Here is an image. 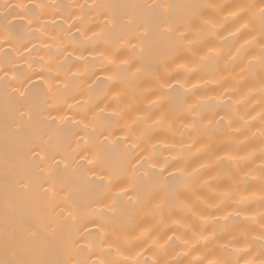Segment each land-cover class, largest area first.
Listing matches in <instances>:
<instances>
[{
    "label": "bare ground",
    "instance_id": "bare-ground-1",
    "mask_svg": "<svg viewBox=\"0 0 264 264\" xmlns=\"http://www.w3.org/2000/svg\"><path fill=\"white\" fill-rule=\"evenodd\" d=\"M260 3L0 0V68L13 67L8 77L0 71L2 264L120 262L125 257L136 259L142 249L140 260L155 259L163 264H195L197 259L203 264H261L264 35L258 19ZM191 4L215 7L193 10L187 7ZM193 12L211 21L213 27L207 32L200 21L195 23L203 32L202 41L220 52L218 57L191 63V54L178 47L177 29L187 27ZM68 25L73 27L69 30ZM25 45L32 49L31 55ZM133 45L137 46L135 52ZM21 51L23 57L18 55ZM178 56L184 57L180 63L195 70L182 73L179 84L171 82L176 88L174 104L154 107L153 94L170 91L160 90L154 78L163 73L170 58ZM110 61L120 68L118 78L111 80L109 76L117 68ZM132 64L141 71L131 68ZM174 69L175 65L169 71ZM41 71L52 84L50 93L31 87L43 84L34 75ZM17 88L28 91L20 96ZM186 90H190L187 97ZM185 99L201 106L197 112L212 120L210 129L186 127L192 116L185 111ZM165 111L171 120L157 127L151 117L159 118ZM21 113L31 119H22ZM85 113L89 120H96L97 131L91 137L76 123ZM216 113L225 115V122L231 121L227 128L217 124ZM58 116L64 119L53 122L52 117ZM80 137L91 140L87 149L77 148ZM43 141L50 145L49 154L64 159L68 168L57 170L45 164L41 173L34 166L30 152L39 151ZM82 151L98 154L103 168L86 165ZM142 151L159 163L151 170L145 164L136 173L142 179L133 180L128 162ZM233 157L248 159L237 164ZM165 158L171 172L187 181V198L180 199L190 204V210L179 205L163 213L153 210V173L160 170ZM109 173L125 177L114 181L120 187L100 182ZM190 173L195 175L189 178ZM77 208L83 211L71 223L67 211ZM98 224L110 227L128 245L122 244L116 253L109 246L115 237L108 231L100 233Z\"/></svg>",
    "mask_w": 264,
    "mask_h": 264
},
{
    "label": "snow or ice",
    "instance_id": "snow-or-ice-1",
    "mask_svg": "<svg viewBox=\"0 0 264 264\" xmlns=\"http://www.w3.org/2000/svg\"><path fill=\"white\" fill-rule=\"evenodd\" d=\"M16 8H20V5H16ZM48 7H51V5H49ZM81 7H85L84 5H81ZM187 7L196 10V9H205V8H213L215 7L214 5H200V4H191L188 5ZM250 8H256V5H250ZM259 7V22H260V28H261V33L262 35H264V0H261ZM196 21H200L203 25V29L204 32L209 31L213 26L211 25V21L210 20H203L202 18V14L198 13V12H193V15L189 18L188 21V25L185 29L181 30V29H177V36L175 37V40L177 42L178 47H182L185 49V51L189 54H191L192 60L191 63H195L197 59L199 60H206L210 57H218L220 55V52L213 47L210 44H206L202 41L201 37L203 35V32L199 31V25L196 24ZM73 27V25H68L69 30ZM77 31H79V29H77ZM169 31H172V29H169ZM24 49L28 52L29 55L32 54V49L31 48H27V46H23ZM34 47V46H33ZM136 45H133V50L135 52L136 49ZM141 52H143V49H140ZM18 55L20 57L24 56V51H21L18 53ZM101 55H103V53H101ZM117 59H120L124 65H127L128 61L123 57V56H119L117 57ZM184 59L183 56H178V57H173L170 58V61L166 64H164L163 68L164 71L161 75L156 76L154 79L156 80V82L159 85V89L160 90H165L170 89V91H161V92H157L154 93L153 95L156 96V100L153 101L152 106L154 107H160V108H164L165 104H174L175 101L172 98V93L176 91V88L173 87L172 85V81L175 80L177 81V84H179L182 76L181 74H190L192 73L195 69L193 68H189L187 63H180V60ZM85 63H88L87 58H84ZM27 62V61H26ZM110 63L117 68V72L114 74V76H109V79H113V78H118L119 76V72H120V68L119 66L115 65V61H110ZM261 63L264 64V49H262V57H261ZM175 65V69L170 72L169 69H172V66ZM131 68H135L136 71L139 73L141 71L140 68H138L135 64L131 65ZM124 71L129 70L128 68H124ZM0 71H3L4 77H8L9 73L11 71H13V67L12 65H7L3 68H0ZM173 72L175 74H173ZM34 75L39 76L40 80L43 81L42 85H31V87L33 88H37V87H42L45 91V93H50L51 92V87L52 84H50L47 80H45L44 76H43V71L38 72V73H34ZM167 77V78H165ZM13 80L16 79V76H12L11 77ZM53 81L55 80V77L51 78ZM190 83V81H188ZM21 83H23V80H21ZM181 88H183V85H180ZM195 87V86H193ZM28 89H25L24 92H27ZM227 91V89H226ZM15 92L17 93V95L23 96L24 92H21L20 88L15 89ZM190 90H186L184 93V96L187 97V95L189 94ZM260 92L262 95H264V77L261 78L260 81ZM52 98L54 99V95L52 96ZM157 100L161 101V103L157 104ZM184 103L186 105L185 107V111L190 114L192 116V120L190 125H186V127H191L193 130H198L199 128L203 127L205 129H210L211 125H212V120L208 118V115L205 114L204 112H197V109L199 107H201L198 104H193V103H189L187 101V99L184 100ZM89 114L85 113L76 123L78 127L82 126V130L85 132L86 135H88L89 137H91V135L93 133H95L97 131L95 124H96V120L95 117H93L91 120L88 119ZM216 116L219 117V119L217 120V124L221 125L224 128H227L228 124L231 122L230 120L226 121V116L225 115H221L220 113H216ZM21 118L22 119H31L30 116H27L26 113H21ZM56 119H64L63 116H58V117H52L53 122H55ZM151 119L153 120L154 124L159 127L161 126L164 122L166 121H170L171 120V116L168 115V113L165 111L163 114H161L159 116V118H157L156 116L151 117ZM205 121H207V124H205ZM237 131L239 129H236ZM128 133H133V129L128 128ZM102 134V133H101ZM262 136H264V132L261 133ZM107 139V137H105V140ZM137 140L140 139L139 137L136 138ZM77 148L78 149H87L91 143V140H85L83 137H80L77 140ZM136 147V144H133V149ZM40 150L37 151L36 149H32L30 152L31 155V159L32 162L34 164V166L41 172H44V168L42 167V165L45 164H51L53 166V168L59 170L61 168V166H63V168H68L69 167V163H66L64 159L61 160H57L55 158L54 155H50V145L48 144L47 141H43L40 145H39ZM157 149H153V152H157ZM81 158L85 161L86 165H93L95 164L98 167L103 168L104 166V162L103 159L101 157H99L98 154L92 155L89 154L87 152H81L80 153ZM261 165H260V178L262 183H264V142H262V146H261ZM237 164L241 163V161L248 159L247 157H233L232 158ZM128 163L131 164V179L136 180V179H142L140 177L136 176V173L139 172V169L141 167H143L145 164L147 165L148 169H155L157 167V164L159 163L158 160H155L152 156L143 153V151L141 153H138L137 156L133 159H131ZM169 161L165 158V160L163 161V166L160 167V170L158 172L153 173V187L155 189L154 193H153V199L151 201V203L154 204V211L156 213H163L167 210L172 209L173 207L179 205L182 209H189L190 210V204L185 203L184 200H181L180 197L181 196H185V198H187V193L189 192V189L186 187L187 181L182 177V176H177L175 174H173L171 172V169L168 168ZM177 168L179 167L178 165H175ZM165 171L168 172L167 175H165ZM146 175L148 174L147 172L145 173ZM193 175H195V173H190L189 174V178H191ZM248 176V173H245V177ZM121 179H125V177H121L120 175H113L111 173L107 174V175H102L100 177V182L102 184H104V186L106 187H112V186H117L120 187L121 185L119 183H116L114 185V181L118 182ZM46 192L48 191V189L45 190ZM124 191H127L126 189H124ZM191 195L193 197H195L197 194L192 191ZM129 200H131V195H129ZM228 198V194L225 193V199ZM111 211V208L109 209ZM82 209H74V210H69L67 211V217L66 219L71 222V223H75L81 213H82ZM95 210H93L94 212ZM196 213L193 212V215H195ZM201 221H203L204 217L201 216L200 217ZM187 220V218H186ZM98 227V231L100 233H104L105 231H108L112 236H114L115 238L112 240V242L110 243V247L115 248V252L119 253L120 251V246L122 244L124 245H128V241L126 239H122L119 236H115V233L113 232V230L109 227V228H105L104 226L101 225H97ZM193 235L195 236L196 233L193 232ZM173 236L176 237L177 240L180 239V236L176 235V232L173 231ZM260 240L262 242H264V231H262L261 235H260ZM136 239H139L138 237ZM169 239H171V237H169ZM145 243H147V241L145 240ZM185 244L188 243L187 240L184 241ZM149 248L152 247V245H148ZM144 250L142 249L140 252L136 253V259H133L131 257H125L124 260L120 261V262H113V261H104V260H100L99 264H163L162 261L160 260H140L139 257L143 255ZM0 264H2V262H0ZM36 264H40V262H36ZM91 264H97V262L92 261ZM195 264H203L202 261L200 260H196ZM238 264V262H237ZM244 264H250V262L245 261ZM261 264H264V260H261Z\"/></svg>",
    "mask_w": 264,
    "mask_h": 264
}]
</instances>
